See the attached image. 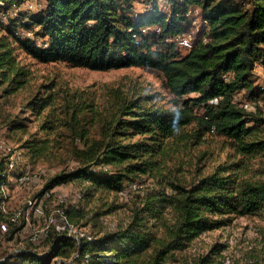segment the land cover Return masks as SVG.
<instances>
[{"label": "trees", "instance_id": "1", "mask_svg": "<svg viewBox=\"0 0 264 264\" xmlns=\"http://www.w3.org/2000/svg\"><path fill=\"white\" fill-rule=\"evenodd\" d=\"M1 1L6 5H0V126L21 134L10 131L14 150H26L32 161L65 154L75 164L34 198L70 182L80 185V201L89 194L86 182L93 190L124 195L133 191L129 184L144 181L143 175L157 179L159 189L139 193L138 207L123 228L92 240L83 237L81 246L67 233L51 231L45 239L51 241L48 253L16 250L0 264H51L53 258L72 260L78 252L75 264H175V253L203 232L241 216L264 221V180L246 178L252 171L245 164L264 149L251 139L254 122L263 129L264 120L242 106L264 97L256 80V69L264 64V0H167V10L159 0H36L34 11L20 9L16 15L12 5L25 0ZM136 1L146 9L136 13ZM195 10L202 24L186 49L178 38L188 34ZM21 52L39 63L96 71L156 70L174 96L173 106L159 105L156 94L140 90L87 92L44 83L20 113L12 112L5 106L8 97L33 79ZM241 94L245 101H238ZM26 110L39 122L36 130L22 114ZM210 135L230 141L239 159L205 174L206 153L195 164L187 159ZM7 158L0 161V191L10 182ZM67 210L74 223L83 217L80 209ZM24 223L11 224L10 239ZM224 249L212 246L195 264H225Z\"/></svg>", "mask_w": 264, "mask_h": 264}, {"label": "rangeland", "instance_id": "2", "mask_svg": "<svg viewBox=\"0 0 264 264\" xmlns=\"http://www.w3.org/2000/svg\"><path fill=\"white\" fill-rule=\"evenodd\" d=\"M159 4L161 9H168L162 0H159ZM136 6L138 9H145L142 4ZM224 6H229V3H225ZM20 22L22 20L17 21V25ZM201 24L199 11L195 10L192 12V25L186 37L193 39ZM0 28H3L1 24ZM21 58L32 69L33 79L23 90L8 97L9 101L5 106L15 113H20L23 110V106L44 83L50 85L51 83H59L60 86L62 85L69 90H84L87 92H105L121 88L124 93L130 94L134 90H140L149 92V94H156L155 101L159 105L173 106L174 96L165 87L162 74L147 67L96 71L71 66L63 62L39 63L24 52H21ZM256 80L258 85L264 88V76L260 75L259 72H256ZM190 96H193V94ZM262 100H264V97ZM238 101H245L242 94L238 96ZM202 112V110L196 109V113L202 114ZM32 113L31 110H26L22 114L31 120V125L36 130L39 128V122L35 121L36 117ZM258 115H262L259 118L264 120V103L259 107ZM249 126H253L252 123H249ZM255 126L256 123L254 122V134H252L251 139L260 141L264 145V122L263 129L261 127H257V129ZM10 131L6 127L0 126V143L15 148L16 145L9 136ZM11 132L16 137L21 135L15 133V131ZM203 153L207 154V157L201 161V165H205L203 169L205 174L211 172L216 166L229 165L239 159L231 142L217 135H210L200 147L192 152L189 156L190 159H187L188 165L190 163L195 164L198 157ZM4 155L5 152L0 148V161ZM245 164L252 171L246 178L264 180V149L257 159L247 161ZM70 166H75V164L65 154L52 160H37L34 162L29 158L27 151L24 150L22 165L18 170L19 172H29L30 175L34 176L33 180L25 185L18 184L15 178L17 175L12 174L18 170L11 171L10 182L4 186L3 191L1 190L3 194H0V197H7L6 204L12 214H22L20 222L27 210L26 208H28L29 201L45 188L47 182L53 176ZM191 170L189 173L186 172V177L189 180H192L195 174L194 169ZM140 178L144 180L141 182V188L136 191H128L124 195H119L115 191L105 190L101 187L93 190L90 182H86L84 187H87L89 194L83 201L77 199V192L81 188L79 184L70 182L59 185L53 190V196L47 204V210L51 209L60 198L64 197L67 200L68 207L75 210L80 209L83 212V217H81V214L79 216L81 217L80 220L75 218L78 230L84 234L102 237L107 231H114L127 225L136 207H138L139 193L143 189L150 192L159 189L157 179L150 178L148 175H143ZM34 224L38 226L39 222L36 220ZM23 240V243H25L27 238L26 240L23 238L10 239L9 235L0 231V260L9 253L20 249L22 247L20 242ZM216 244L225 246L222 252L225 264H264V221L258 216H241L226 225L203 232L185 251L175 253L178 259L175 264H195L200 256L207 254L212 246ZM50 246L51 241L48 240H43L37 246L28 245L29 248L35 249L39 253L48 252ZM51 264H74V262L69 259L53 258Z\"/></svg>", "mask_w": 264, "mask_h": 264}, {"label": "built area", "instance_id": "3", "mask_svg": "<svg viewBox=\"0 0 264 264\" xmlns=\"http://www.w3.org/2000/svg\"><path fill=\"white\" fill-rule=\"evenodd\" d=\"M167 0H162V2H166ZM137 4H142L145 6V4L142 1H136L135 3ZM1 6H5L6 2L1 1L0 2ZM37 1L36 0H25L22 5H17L13 4L12 5V10L10 13L15 14L20 10L24 9L26 11H34L36 9ZM146 9V6H145ZM145 9H138L137 6H135L134 10L135 12H142ZM2 21L7 20V15L5 13H2L1 15ZM156 31H159V28H154ZM150 30V28H143V32L147 33ZM24 33H22L23 35ZM29 36L31 33H27ZM179 44L183 48H190L192 46L191 44V39L187 37H181L178 38ZM262 67V76H264V64L260 65ZM264 100H260L259 102L256 101H251V102H244L242 106L250 112H259V107L263 105ZM262 117V115H259ZM0 148L5 152V155L8 157V177L9 179L11 178L12 174L11 171H16L19 165L22 164V156H23V150L22 149H16L7 147L4 143H0ZM34 176L30 175L29 172H22L19 176L16 177V182L21 185H25L30 183L33 180ZM141 188V184H138L137 182H132L129 184V190L136 191ZM4 190V186L2 187ZM53 194V190L46 191L44 196L41 198H32L29 201V204L27 205L28 208L23 214V219L19 222L21 218V213L19 214H12L8 210V206L6 204V199L7 197H4L1 202H0V216L1 217H6V219H1L0 220V231L4 234H8L11 230V224H21L22 221H24V226L15 232L14 238L15 240H18L19 238H23L27 241L25 243L24 240L21 241L20 245L22 246L18 250H32L31 248L28 247V245H33L37 246L40 244L43 240L49 237L51 231H59V232H65L69 236H72L75 240L78 246L82 245V238L86 237L89 240L93 239L92 235L89 234H84L78 228L76 227V224L71 221L68 215V205H67V200L63 197L60 198L51 209L47 210V207L45 203L47 202V199L51 198ZM77 199H81V191L79 190L77 192ZM39 222V225H35V221ZM27 243V244H26ZM35 252V249L33 250ZM49 252V251H48ZM45 252L44 254L48 253ZM39 253V252H38ZM79 256V252L75 253L72 256L71 262L75 260ZM63 260V259H62ZM65 260V259H64ZM61 261V260H59ZM75 264V263H74ZM85 264V263H84Z\"/></svg>", "mask_w": 264, "mask_h": 264}, {"label": "crops", "instance_id": "4", "mask_svg": "<svg viewBox=\"0 0 264 264\" xmlns=\"http://www.w3.org/2000/svg\"><path fill=\"white\" fill-rule=\"evenodd\" d=\"M256 72H259V74L262 75V67L260 65L257 67Z\"/></svg>", "mask_w": 264, "mask_h": 264}]
</instances>
